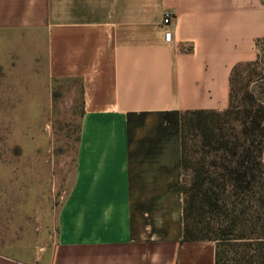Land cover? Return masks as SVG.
<instances>
[{"label":"crops","instance_id":"crops-1","mask_svg":"<svg viewBox=\"0 0 264 264\" xmlns=\"http://www.w3.org/2000/svg\"><path fill=\"white\" fill-rule=\"evenodd\" d=\"M263 38L264 0H0L7 60L80 86L72 181L34 263L214 264L212 241L183 240L181 115L225 110Z\"/></svg>","mask_w":264,"mask_h":264},{"label":"rangeland","instance_id":"rangeland-1","mask_svg":"<svg viewBox=\"0 0 264 264\" xmlns=\"http://www.w3.org/2000/svg\"><path fill=\"white\" fill-rule=\"evenodd\" d=\"M258 50L259 65L248 84L245 71L236 77L234 108L226 127L238 135V121L245 118L239 106H254L251 115L260 123L255 132L259 180L264 184V43ZM7 56L0 48V254L35 264L33 258L55 243L57 211L72 181L82 113L80 86L75 80L50 79L44 61H9ZM246 84L252 99L241 101ZM189 144L194 162L198 151L192 141ZM215 156L210 160L221 162ZM231 158L227 155L230 167ZM190 176L183 175L184 184ZM259 214L264 218V209ZM249 227L246 223V233ZM228 242L233 241L222 244ZM234 250L227 248L228 264L237 259Z\"/></svg>","mask_w":264,"mask_h":264},{"label":"trees","instance_id":"trees-1","mask_svg":"<svg viewBox=\"0 0 264 264\" xmlns=\"http://www.w3.org/2000/svg\"><path fill=\"white\" fill-rule=\"evenodd\" d=\"M261 43L264 38L257 42L258 49ZM259 60L258 50L254 61L233 66L225 110H192L181 115V167L183 175L188 172L191 175L189 182L181 185L183 240L214 242V264H228V247L235 249L237 259L233 264H264V224H261L264 218L259 214L264 209V184L259 180L260 147L255 132L260 123L251 115L254 106L250 110L244 104L239 106L245 118L238 121V135L231 127H226L234 108L236 77L245 71L249 76L248 84ZM247 84L241 89V101L247 97L252 99ZM190 141L199 155L194 162L189 157ZM236 149L241 151L240 155ZM212 155H219L221 162L210 160ZM227 155L232 156V167ZM246 223L250 233H246ZM224 241L233 242L222 244Z\"/></svg>","mask_w":264,"mask_h":264},{"label":"built area","instance_id":"built-area-1","mask_svg":"<svg viewBox=\"0 0 264 264\" xmlns=\"http://www.w3.org/2000/svg\"><path fill=\"white\" fill-rule=\"evenodd\" d=\"M171 17L172 16L169 12H164V14L162 16V24L167 25L170 22Z\"/></svg>","mask_w":264,"mask_h":264}]
</instances>
